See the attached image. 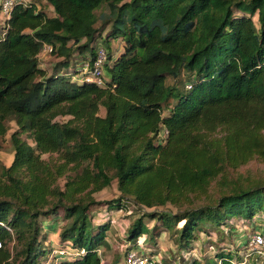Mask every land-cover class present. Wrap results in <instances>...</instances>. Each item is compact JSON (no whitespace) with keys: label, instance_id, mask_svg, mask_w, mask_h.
Instances as JSON below:
<instances>
[{"label":"trees","instance_id":"16d2710c","mask_svg":"<svg viewBox=\"0 0 264 264\" xmlns=\"http://www.w3.org/2000/svg\"><path fill=\"white\" fill-rule=\"evenodd\" d=\"M44 45L58 57L50 71L40 62ZM99 49L102 86L81 71ZM8 134L0 264L48 258L55 246L44 222L54 219L62 221L57 247L68 249L59 264H102L111 220L93 221L100 205L137 215L125 253L140 237L155 243L170 232L188 254L184 264H264L244 261L245 242L217 245L206 262L193 254L199 235H211L206 225L223 234L236 220L264 225V176L229 178L264 161V0L16 4L0 21V149ZM113 181L118 197L98 201L94 194ZM167 205L174 210L156 209ZM156 255L142 254L145 264H169Z\"/></svg>","mask_w":264,"mask_h":264},{"label":"rangeland","instance_id":"374dc122","mask_svg":"<svg viewBox=\"0 0 264 264\" xmlns=\"http://www.w3.org/2000/svg\"><path fill=\"white\" fill-rule=\"evenodd\" d=\"M47 8V7H46ZM47 10V9H46ZM48 13H51V9H48ZM115 42V41H114ZM113 42V43H114ZM121 48L120 46L114 45V49ZM58 61V57L55 56L51 51L47 50L45 53L40 55L41 65L46 68L48 71L52 69V67ZM70 70V69H69ZM99 115H103V109L99 110ZM69 116L58 117V120H66ZM54 157L56 155H53ZM48 155L45 154L42 156L43 159H48ZM13 159V149L9 140V134L6 136L4 141L2 142V146L0 149V165L3 164L5 166H9ZM264 176V161L259 159H252L246 164L238 167L235 170H230L229 178L232 181L240 180L246 182L258 179ZM59 184L63 185L64 179L60 178ZM214 183L208 189V194L214 192ZM119 192L116 188V181H113L111 186L105 188L94 194L95 198L100 201H106L113 198L118 197ZM128 206H132L130 202ZM158 210H174L173 206H159L156 207ZM93 221L95 223L102 222L103 220H111V228L108 231V237L106 239L105 244L99 249L98 253L101 258L102 264H110L112 262H117L118 264H124V253L126 248V243L124 241V236L126 235V228L129 222H132L137 215H134V211L131 209L124 210H109L105 205H100L99 207H93L90 210ZM131 214V215H130ZM149 226H152V221L145 219ZM236 226L235 229L232 230V234L227 232L223 234V231L216 232L215 229L209 225H206V228L211 232V235L207 237L204 234L199 235V239L195 241L196 251L193 252L196 257L204 258V262L211 256H213L214 252H216L217 245L220 248H238L242 247L245 242L246 234L251 233L257 230H264L263 224H257L254 227H250L247 224H243L241 220L234 221ZM62 221L59 219H54L51 221H45V233L47 234V244L49 246L57 247V243L59 240L58 233L61 227ZM181 226V223L179 224ZM146 238V237H145ZM135 250L139 254L149 255L151 252H155L156 260L161 261L165 260L169 264H184L185 260L183 258L188 257V254H182L178 250L175 242V238L170 235V232H163L160 236L156 238L155 243L147 242L144 240V237H140L137 240ZM212 245L214 247H212ZM52 252V251H51ZM50 252V253H51ZM49 253V254H50Z\"/></svg>","mask_w":264,"mask_h":264},{"label":"built area","instance_id":"2783aa9c","mask_svg":"<svg viewBox=\"0 0 264 264\" xmlns=\"http://www.w3.org/2000/svg\"><path fill=\"white\" fill-rule=\"evenodd\" d=\"M29 0H0V16L2 21L7 20L10 17L11 11L18 3H27ZM47 50L51 51L50 46L44 45L41 54ZM105 58L104 51L99 49L92 64L85 62L81 67V71L87 74L86 80L93 81L97 85L102 86L104 84L103 74V61ZM246 248L242 252L244 261L250 258H264V232L253 231L246 235L245 240ZM68 252V249H62L56 247L49 254L48 258L43 260L40 264H59L58 257L64 256ZM125 264H145L146 259L139 254L136 250H129L125 253Z\"/></svg>","mask_w":264,"mask_h":264},{"label":"clouds","instance_id":"9594fccd","mask_svg":"<svg viewBox=\"0 0 264 264\" xmlns=\"http://www.w3.org/2000/svg\"><path fill=\"white\" fill-rule=\"evenodd\" d=\"M0 21L2 22V18L0 19ZM41 55V54H40Z\"/></svg>","mask_w":264,"mask_h":264},{"label":"crops","instance_id":"0c3cea01","mask_svg":"<svg viewBox=\"0 0 264 264\" xmlns=\"http://www.w3.org/2000/svg\"><path fill=\"white\" fill-rule=\"evenodd\" d=\"M0 19H1V16H0ZM54 246V245H53Z\"/></svg>","mask_w":264,"mask_h":264}]
</instances>
